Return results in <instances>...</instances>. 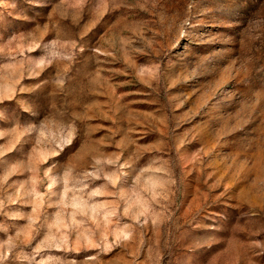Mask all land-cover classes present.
<instances>
[{
    "label": "rangeland",
    "instance_id": "obj_1",
    "mask_svg": "<svg viewBox=\"0 0 264 264\" xmlns=\"http://www.w3.org/2000/svg\"><path fill=\"white\" fill-rule=\"evenodd\" d=\"M0 264H264V0H0Z\"/></svg>",
    "mask_w": 264,
    "mask_h": 264
}]
</instances>
